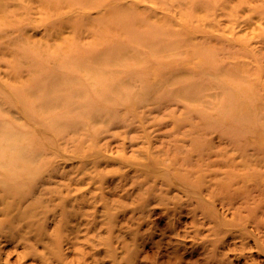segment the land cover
<instances>
[{
    "label": "rangeland",
    "instance_id": "374dc122",
    "mask_svg": "<svg viewBox=\"0 0 264 264\" xmlns=\"http://www.w3.org/2000/svg\"><path fill=\"white\" fill-rule=\"evenodd\" d=\"M112 51L98 104L62 63ZM38 69L67 101L33 125ZM3 128L0 264H264V0H0Z\"/></svg>",
    "mask_w": 264,
    "mask_h": 264
},
{
    "label": "bare ground",
    "instance_id": "6f19581e",
    "mask_svg": "<svg viewBox=\"0 0 264 264\" xmlns=\"http://www.w3.org/2000/svg\"><path fill=\"white\" fill-rule=\"evenodd\" d=\"M26 50H28V48H26ZM23 52L21 51L17 53V55H20V58L22 59L25 58L27 54L30 55L29 52H26V53H23ZM97 59L103 60L101 62H98L97 66H94L93 63L91 65H88L87 63H90V62H85L84 60H81V63L79 64L68 60V62L67 61L63 62L62 66H66V64H72L75 67H77V69L80 70L81 72L87 73L90 79H93V80L100 79L101 84H98V87H97L95 86V83L92 84L93 83L92 82L89 84V90L94 94V97L97 98L96 101L98 104L100 102L110 103L109 98L107 97L106 99V97H104V95L107 96L106 92L104 91L105 87L106 86L109 87V85L112 84L111 79H110L111 77L110 70H113V68L117 65L123 64L125 61V58L123 56L121 57V56L116 55V53H113L112 51L110 55L109 53L104 54V56L100 54L96 58V60ZM29 72H30L29 73V83H24L20 89L15 90L14 94L16 97H18L21 100L22 104H21L20 109L23 110L25 112V115H27V117L34 122L33 125L34 124L37 125L39 124L41 117H43L44 115H47V114L52 115L51 113H54V111L56 112V110L58 109L62 110L64 107L63 101L65 99L64 97L60 96L61 94L60 91H61V86H62L61 83H59L58 81L60 79L54 77L51 79L44 78V79L39 80L38 78V72H40L39 69L35 71L31 70ZM108 73H110V75H108ZM113 74H114V71H113ZM229 85H227L229 88L230 86H233L232 84L230 86ZM119 87H120V84L114 85L110 91L118 92ZM73 111L74 110L67 109V112L63 111L62 115L63 117H65L67 113H72ZM96 111H99V110L96 109ZM96 111L95 113H97ZM95 113H93L92 116H94ZM81 114H84V113H81ZM59 119L61 118L56 115H53V121L51 122V124L43 125L45 129L47 128L46 130L44 129V131H47V130L51 131L52 128L55 129V126L56 124H58ZM234 130L238 132V134H242V130H240L239 128L235 127ZM0 133H1L0 134L1 140H3L5 144L10 141L20 142L22 140V137L24 136L22 133L14 132L12 130L6 131V129L4 128L0 129ZM3 141H1L2 144H3ZM24 151H25V154H20L19 152H16L15 146L9 145L8 149L2 155L3 158L0 155V159H2L4 162V167L8 168V170H11L14 168L17 169L16 164L19 161H22L25 163L30 162L31 158L29 157V155L26 154L27 148L24 147ZM6 168L5 170H7ZM236 175H235V179H236ZM227 180H231L229 176L227 177Z\"/></svg>",
    "mask_w": 264,
    "mask_h": 264
},
{
    "label": "clouds",
    "instance_id": "9594fccd",
    "mask_svg": "<svg viewBox=\"0 0 264 264\" xmlns=\"http://www.w3.org/2000/svg\"><path fill=\"white\" fill-rule=\"evenodd\" d=\"M213 140H216V137H213Z\"/></svg>",
    "mask_w": 264,
    "mask_h": 264
}]
</instances>
